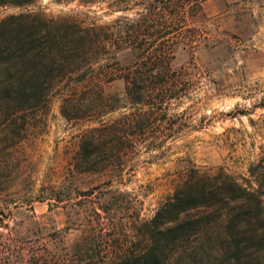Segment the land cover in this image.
Listing matches in <instances>:
<instances>
[{
	"label": "trees",
	"instance_id": "16d2710c",
	"mask_svg": "<svg viewBox=\"0 0 264 264\" xmlns=\"http://www.w3.org/2000/svg\"><path fill=\"white\" fill-rule=\"evenodd\" d=\"M37 1L0 0V7L28 8ZM62 1L94 5L106 0ZM205 1L149 0L134 16L105 22L84 12L49 15L43 10L1 18L0 191L16 166L9 160L12 149L30 136L55 99L68 121L95 124L79 135L73 161L78 173L122 172L126 159H134L142 147L160 150L163 138H176L174 125L163 124L190 83L173 61L182 44L198 43V28L190 18ZM125 3L116 10H129ZM117 80L126 84L124 95L107 91ZM121 109L127 112L106 120ZM261 148L242 179L223 168L189 167L154 215L137 226L141 240L135 248L98 258L71 249L65 263L264 264ZM50 192L45 199L61 200L60 191ZM91 244L95 251L96 239ZM22 253L16 247L0 248V264H19ZM25 264L49 263L31 254Z\"/></svg>",
	"mask_w": 264,
	"mask_h": 264
},
{
	"label": "rangeland",
	"instance_id": "374dc122",
	"mask_svg": "<svg viewBox=\"0 0 264 264\" xmlns=\"http://www.w3.org/2000/svg\"><path fill=\"white\" fill-rule=\"evenodd\" d=\"M148 1L128 0L130 9L122 11L116 9L125 0L94 5L38 0L28 8L0 7V19L43 10L49 15L84 12L105 22L134 16ZM190 23L198 28V43L182 44L173 61L183 68L189 91L171 106L163 127L174 125L177 137L163 138L160 150L142 147L119 173L74 171L79 135L95 124L65 119L59 99L12 149L9 160L16 166L0 191V225H5L0 248L23 251L19 264L31 254L49 264H66L71 249L98 258L135 248L141 240L137 226L154 215L193 165L223 168L238 179L249 175L264 145V0H206ZM125 87L124 80H117L107 91L124 95ZM125 111L110 113L106 120ZM51 189L60 191L61 200L44 198Z\"/></svg>",
	"mask_w": 264,
	"mask_h": 264
}]
</instances>
